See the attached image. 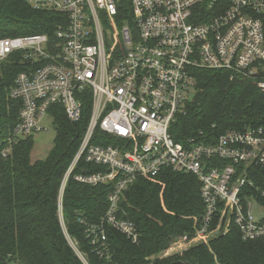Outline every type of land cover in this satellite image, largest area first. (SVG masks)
Returning a JSON list of instances; mask_svg holds the SVG:
<instances>
[{
	"label": "built area",
	"instance_id": "2783aa9c",
	"mask_svg": "<svg viewBox=\"0 0 264 264\" xmlns=\"http://www.w3.org/2000/svg\"><path fill=\"white\" fill-rule=\"evenodd\" d=\"M28 1L67 16L53 44L46 34L0 38V63L15 51L28 62L10 91L22 101L13 137L48 130L42 121L48 114L54 120L52 105H62L78 122L84 102L91 104L59 193L61 224L75 248L63 217L72 176L85 185L113 184L109 209L95 227L102 240L107 223L138 243L137 225L118 217L119 199L138 178L160 181L165 170L195 175L205 206L196 234L175 240L165 255L227 232L233 224L244 239L264 236V217L255 215L256 205L264 208V186L252 179L254 168L264 169V126L229 129L216 139L201 131L185 142L170 133L186 111L196 69L255 77L264 91V0ZM127 2L133 25L118 20L119 5ZM81 159L105 169L75 173Z\"/></svg>",
	"mask_w": 264,
	"mask_h": 264
},
{
	"label": "trees",
	"instance_id": "16d2710c",
	"mask_svg": "<svg viewBox=\"0 0 264 264\" xmlns=\"http://www.w3.org/2000/svg\"><path fill=\"white\" fill-rule=\"evenodd\" d=\"M66 16L28 0H0V38L46 34L53 44ZM118 20L133 25L128 2L119 5ZM23 56L15 51L0 63V264H264V236L244 239L235 224L183 253L161 257L173 241L192 238L205 213L198 178L172 170L163 171L160 181L138 178L121 194L118 217L137 225L139 243L107 223L102 240L95 226L109 209L113 184L85 185L72 176L63 196V217L75 248L61 224L59 193L87 129L91 104L84 102L78 122L68 118L62 105H52L53 148L46 158L32 160L34 136L13 137L22 101L10 91L28 68ZM194 76V95L170 129L176 141L201 131L216 139L229 129L264 126V91L257 78L232 77L223 69H196ZM103 169L81 159L75 173ZM263 176L264 169H253L252 179L262 186ZM215 225L213 221L210 229ZM95 237L100 242L93 243Z\"/></svg>",
	"mask_w": 264,
	"mask_h": 264
},
{
	"label": "rangeland",
	"instance_id": "374dc122",
	"mask_svg": "<svg viewBox=\"0 0 264 264\" xmlns=\"http://www.w3.org/2000/svg\"><path fill=\"white\" fill-rule=\"evenodd\" d=\"M194 89L195 88L193 86H191L189 88V91L186 93V96L189 97V99H191L193 97L194 91H195ZM42 123L44 124V126L48 130H43V131L38 132L34 135V141L35 142H34V147H33L32 155H31L32 160L46 158L48 156V154L50 153L51 149L53 148V145H54V142L56 139L57 130L55 128L54 120L50 116V114L46 115V117L44 118V121H42ZM255 215L257 218L264 217V208H261L258 205H256ZM207 240H208V238L206 239V241ZM169 247H168V249H169ZM189 248L184 249L182 252L172 253L170 255L183 253L184 251H186ZM168 249H166V252L168 251ZM166 252L161 253V257H167V255H165ZM170 255L168 254V256H170Z\"/></svg>",
	"mask_w": 264,
	"mask_h": 264
},
{
	"label": "bare ground",
	"instance_id": "6f19581e",
	"mask_svg": "<svg viewBox=\"0 0 264 264\" xmlns=\"http://www.w3.org/2000/svg\"><path fill=\"white\" fill-rule=\"evenodd\" d=\"M139 243V242H138Z\"/></svg>",
	"mask_w": 264,
	"mask_h": 264
}]
</instances>
